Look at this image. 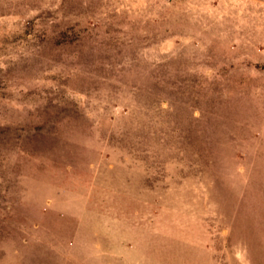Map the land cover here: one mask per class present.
Returning a JSON list of instances; mask_svg holds the SVG:
<instances>
[{
	"label": "rangeland",
	"instance_id": "obj_1",
	"mask_svg": "<svg viewBox=\"0 0 264 264\" xmlns=\"http://www.w3.org/2000/svg\"><path fill=\"white\" fill-rule=\"evenodd\" d=\"M0 264H264V0H0Z\"/></svg>",
	"mask_w": 264,
	"mask_h": 264
}]
</instances>
